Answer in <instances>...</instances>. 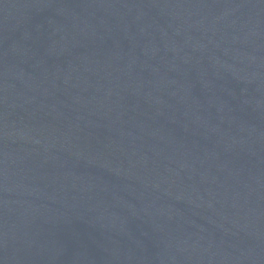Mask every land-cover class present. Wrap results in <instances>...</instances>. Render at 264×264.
<instances>
[{
	"label": "water",
	"instance_id": "water-1",
	"mask_svg": "<svg viewBox=\"0 0 264 264\" xmlns=\"http://www.w3.org/2000/svg\"><path fill=\"white\" fill-rule=\"evenodd\" d=\"M0 264H264V0H0Z\"/></svg>",
	"mask_w": 264,
	"mask_h": 264
}]
</instances>
